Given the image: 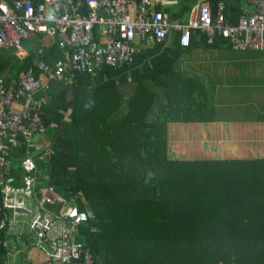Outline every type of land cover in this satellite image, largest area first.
Returning <instances> with one entry per match:
<instances>
[{"label":"trees","instance_id":"1","mask_svg":"<svg viewBox=\"0 0 264 264\" xmlns=\"http://www.w3.org/2000/svg\"><path fill=\"white\" fill-rule=\"evenodd\" d=\"M188 9L182 4L170 18L183 19ZM32 33L37 44L30 40ZM32 33L23 58L14 49L0 48L5 80L40 60L41 45L57 53L54 40L47 43L45 34ZM180 34L172 33L168 43L143 41L148 46L133 50L128 62L105 66L95 76L72 71L55 80L64 83L69 76L73 97L67 100V86L58 91L53 107L44 106L43 126L33 129L32 144L41 145L29 152L36 195L66 188L68 206L90 211L73 239L101 264H264V157H167V122L209 120L212 108L204 102L216 92L179 72L177 57L228 41L216 36L208 43L192 29L189 45L182 46ZM78 98L85 99L89 112L82 122ZM80 134L92 137L89 149ZM206 138V150L214 148ZM91 152L97 162L85 164ZM16 163L19 176L23 171ZM114 167L116 176H111ZM62 203L57 193L44 201L54 212Z\"/></svg>","mask_w":264,"mask_h":264},{"label":"built area","instance_id":"2","mask_svg":"<svg viewBox=\"0 0 264 264\" xmlns=\"http://www.w3.org/2000/svg\"><path fill=\"white\" fill-rule=\"evenodd\" d=\"M167 1L171 0H0V48L14 49L23 58L28 35L38 32L54 40L60 52L53 65L36 60L16 79L7 81V72L0 74V246H7L2 242L7 234L14 248L10 258L18 252L16 244L29 241L53 253L33 264H101L73 239L88 210L70 205L54 212L44 201L53 200L56 192L36 195L35 161L29 152L41 145H33L31 137L33 129L43 126L45 93L52 81L72 71L95 76L105 66L128 62L135 50L133 40L167 41L177 31L182 46L189 45L192 29H198L208 43L221 36L234 50L264 47V0H245L235 22L228 20L223 0L197 1L185 21L165 18L150 8ZM17 161L23 171L19 176L13 169Z\"/></svg>","mask_w":264,"mask_h":264},{"label":"crops","instance_id":"3","mask_svg":"<svg viewBox=\"0 0 264 264\" xmlns=\"http://www.w3.org/2000/svg\"><path fill=\"white\" fill-rule=\"evenodd\" d=\"M197 1L200 0H171L167 2H157L156 4L151 5V10H159L163 13L165 18H170L171 12L177 11L179 7L182 4H185L188 6V11L185 12L183 19L176 18L180 21H185L188 16V12L192 5H194ZM222 1V0H221ZM225 3V14L230 22H235L237 19L238 14L246 7L247 3L245 0H223ZM73 2H79V0H73ZM173 19V18H171ZM44 38L47 39L48 43V36H45ZM224 38V37H223ZM42 39V38H41ZM172 38H170L167 42L168 43ZM37 40V39H36ZM35 40L34 43L37 44V41ZM228 40V39H227ZM179 41V40H178ZM33 42V41H32ZM134 48L136 51H139L142 48H145L148 46V44L141 42L139 39H135ZM153 43H160L159 41H154ZM165 45V44H164ZM27 46H29V41H25L24 43V50H22V54H25L28 52ZM41 51H42V57L41 59L47 58V54L50 55H57L58 49H52V51L57 52L56 54L51 52L45 45H41ZM222 48H228L231 50H234L230 43L227 41H222L217 47L215 46H209V47H195L191 48L190 50L184 51L181 53L176 61H175V68L179 70L183 75H188L193 77V79L196 78L198 83H201V85H206L210 89H215V95L213 100H210V95L207 94L208 100L205 103L207 108H212V113L209 116V120H201V121H170L166 124V154L167 157H171V155H174V151H176V144L175 143H168V134L174 133V138L177 136H185V137H194L198 138L199 140L203 141V138H206L207 136L211 139H215L216 137H220L221 141L224 142L225 137L228 140H231V144L233 143V137L238 138V143L245 142L246 147L249 150L252 157H264V116L259 117V114H264V87L261 90V94H256L251 98V100L242 103V105H239L242 107V111L246 113H251L253 115H257L255 117H246V118H226V117H218L215 115V108L219 107L221 104L226 102L228 93H232L233 91H230L231 88H228L223 83L227 82L228 79L226 78V74H236L237 71L235 69H232L230 67H226L224 65V62L216 58L214 59L217 54H219V51L222 50ZM264 49V48H263ZM217 65L221 68H217ZM216 66V68H214ZM69 79L70 77L67 76V85L66 84H59L58 82L52 81L50 83V86L47 88L48 91L46 93H50L51 95H55V92L60 91L67 86L66 96L67 100L73 97V86L69 85ZM60 81V80H57ZM193 86H197L193 81ZM213 86V87H212ZM212 87V88H211ZM50 100L49 98L46 100ZM77 101H79L82 105L79 107V117L77 120L79 122H82L89 118V112L83 108V105L85 103V99L78 98ZM112 118H109L107 120L108 123ZM80 125L84 123H79ZM201 132L197 133V135H194L193 132L196 130H200ZM191 133V135L188 134ZM229 132V133H227ZM239 132V134H238ZM78 139L89 149L92 146V137L89 135H78ZM253 139V140H251ZM178 140H181V137L178 138ZM42 143V142H41ZM201 145V144H200ZM86 150V149H85ZM208 151V150H207ZM211 151V150H209ZM96 152H91L90 154L92 156L87 157V161L84 162L85 164L91 165L96 160H93V155H95ZM86 153H83L84 155ZM247 156L240 155L234 158H245ZM181 159V158H176ZM97 162V161H96ZM100 163V162H98ZM115 163H117V160H115ZM15 164V163H13ZM103 164V163H100ZM89 168H92L89 166ZM111 176H116V170L115 167L112 169V173H110ZM54 192L55 190L52 189ZM62 197V196H60ZM63 196V203L60 207V209L67 208V197ZM59 209V210H60ZM7 234H3L2 242H7V246H0V264L6 263V264H33L37 261H44L49 258V253H52L50 251L49 247H46V250H42L37 245L33 244H27L26 241L25 244H16L15 250H18L16 255L13 258H10V251H14V248L8 245V242L10 243V240H8ZM30 243V242H29ZM29 247H32L34 249H37L39 251L35 250V256L37 257V261H30L28 263L27 257H22L20 260L17 259L19 254ZM34 249L30 250L28 254H30ZM49 249V250H48ZM53 254V253H52ZM101 263V262H100Z\"/></svg>","mask_w":264,"mask_h":264},{"label":"rangeland","instance_id":"4","mask_svg":"<svg viewBox=\"0 0 264 264\" xmlns=\"http://www.w3.org/2000/svg\"><path fill=\"white\" fill-rule=\"evenodd\" d=\"M37 37L34 33L30 35V40H36ZM41 39V38H40ZM264 47L260 50H231L228 48H222L219 51L214 59L219 58L224 62L226 67H230L237 71L236 74H226L227 82L223 83L228 88H231L230 91L232 93H228L226 102L221 104L219 107L215 108V115L218 117H226V118H246V117H255L257 115H253L251 113H246L242 111V103L247 102L253 98L256 94H261V90L264 87ZM47 58H43L42 61L52 64L56 55L47 54ZM216 68V66H214ZM217 68L219 65H217ZM61 81V80H60ZM67 84V79L64 81ZM59 83V84H64ZM57 91L55 92V94ZM47 99L49 98L47 104L48 108H52L53 104L56 102V97L51 95L50 93H45ZM240 102V100H243ZM49 113V112H48ZM52 113V111H51ZM264 114H259V117H263ZM53 125V124H52ZM189 135L191 133L188 132ZM239 134V132H238ZM181 137L179 141L178 138ZM34 139L36 136L34 135ZM168 143L176 144V151H174V155H171L170 158H186V159H205V158H234L240 155H245V158H251L249 150L246 147L245 142L238 143V138L233 137V143L231 144V140L226 139L224 142L221 141L220 137H216L215 139L208 138L211 144L214 145V148H211V151H207L204 141L199 140L194 137H185V136H177L174 138V133L168 134ZM253 140V139H251ZM167 142V139H166ZM201 144V145H200ZM218 147V148H217ZM55 192L60 196L67 197V189L66 188H54ZM64 197V198H65ZM68 206V205H67ZM34 248L29 247L25 251L21 252L17 257L20 260L22 257H27L28 263L31 261H37V257L35 256L34 249L30 254V250Z\"/></svg>","mask_w":264,"mask_h":264},{"label":"clouds","instance_id":"5","mask_svg":"<svg viewBox=\"0 0 264 264\" xmlns=\"http://www.w3.org/2000/svg\"><path fill=\"white\" fill-rule=\"evenodd\" d=\"M190 39H191V37H190ZM164 42H166V41H164ZM190 43V42H189ZM181 45V44H180ZM188 46V45H187ZM88 214H90V211H88Z\"/></svg>","mask_w":264,"mask_h":264},{"label":"bare ground","instance_id":"6","mask_svg":"<svg viewBox=\"0 0 264 264\" xmlns=\"http://www.w3.org/2000/svg\"><path fill=\"white\" fill-rule=\"evenodd\" d=\"M46 119V118H45Z\"/></svg>","mask_w":264,"mask_h":264},{"label":"water","instance_id":"7","mask_svg":"<svg viewBox=\"0 0 264 264\" xmlns=\"http://www.w3.org/2000/svg\"><path fill=\"white\" fill-rule=\"evenodd\" d=\"M91 214V213H90Z\"/></svg>","mask_w":264,"mask_h":264}]
</instances>
